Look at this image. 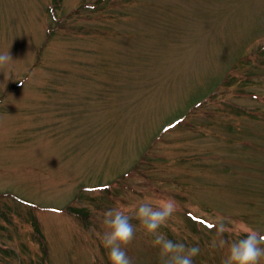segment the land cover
Segmentation results:
<instances>
[{"label":"rangeland","instance_id":"1","mask_svg":"<svg viewBox=\"0 0 264 264\" xmlns=\"http://www.w3.org/2000/svg\"><path fill=\"white\" fill-rule=\"evenodd\" d=\"M8 50L0 264H110L103 213L169 198L193 264H221L217 215L264 233V0H0Z\"/></svg>","mask_w":264,"mask_h":264},{"label":"clouds","instance_id":"2","mask_svg":"<svg viewBox=\"0 0 264 264\" xmlns=\"http://www.w3.org/2000/svg\"><path fill=\"white\" fill-rule=\"evenodd\" d=\"M12 61L9 50L0 54V72L7 70ZM175 211L176 202L169 198L155 207L150 201H144L131 208L117 207L104 212L100 221L105 229L102 232V243L108 252L110 264H133L126 251L135 239L136 229L131 223L133 217L143 226L146 235L154 237V246L159 248L160 264H193V258L201 252L198 243L196 246H187L159 232ZM209 225L216 233L211 247L225 253L221 264H264V233L242 228L223 215L211 218ZM226 233L229 236L240 233L241 237L230 240L225 237Z\"/></svg>","mask_w":264,"mask_h":264},{"label":"snow or ice","instance_id":"3","mask_svg":"<svg viewBox=\"0 0 264 264\" xmlns=\"http://www.w3.org/2000/svg\"><path fill=\"white\" fill-rule=\"evenodd\" d=\"M208 227H211V225H208Z\"/></svg>","mask_w":264,"mask_h":264}]
</instances>
